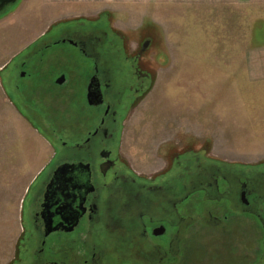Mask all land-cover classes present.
I'll use <instances>...</instances> for the list:
<instances>
[{
    "label": "rangeland",
    "instance_id": "374dc122",
    "mask_svg": "<svg viewBox=\"0 0 264 264\" xmlns=\"http://www.w3.org/2000/svg\"><path fill=\"white\" fill-rule=\"evenodd\" d=\"M197 4L204 6L197 9L198 18L193 26L192 19L187 23V19L184 22L176 18L187 9L176 0H17L0 13V264L20 262L23 243H26L24 237L33 233L28 231L27 221L32 216L29 209L32 194L25 197L59 161L56 152L62 148L61 142H65L59 128L37 129L41 139L50 142L49 145L42 143L39 149L32 133L25 131L24 134L11 123L12 114L20 116L15 90L18 77L29 74L22 69L21 61L26 54L33 58L34 47L42 46L54 34L73 25L60 24L76 23L74 27L86 33L105 31L107 40L117 43L118 52L114 54L110 50L112 55H105L106 60L109 57L113 79H129L130 60L134 59L140 70L151 76L145 94L131 106L122 131L119 152L133 170L145 173L160 166L157 156L177 153L184 154L186 170H194L198 165H226L232 169H241V166L251 171L264 168V80L252 81L244 74L237 77L241 67L235 66L232 67L234 74L229 66L215 67L217 72L211 78L203 67L178 66L182 45L186 42L200 45L198 51L195 46L191 51L188 48L189 56L236 59L247 53L252 58L264 57V2L250 3L243 10H228L217 2ZM241 13L243 25L240 24ZM228 14L234 16L233 19ZM237 16L239 22L235 24ZM200 18L203 23L198 26ZM56 23L59 25L54 26ZM61 50L66 48L41 47L37 58L42 64L37 73L54 83L63 74V85H53V89L69 98L71 88L83 91L73 65L79 56H73L70 62L55 57L54 53ZM45 95L47 103L49 95ZM23 108L30 117L38 116L26 102ZM50 148H54L52 157L47 156L46 165L23 195L19 209L12 207L5 213L2 198L10 199L12 195L2 192L7 182L15 178V167L31 157H38V153L46 157L52 153ZM253 223L250 221V225ZM253 228L248 233V263L256 264L255 260H261L260 264H264L258 243L261 232L255 224ZM216 235L208 248L201 249L191 259L198 263L189 264L240 262L239 256L228 250L226 239Z\"/></svg>",
    "mask_w": 264,
    "mask_h": 264
},
{
    "label": "flooded vegetation",
    "instance_id": "af4514ba",
    "mask_svg": "<svg viewBox=\"0 0 264 264\" xmlns=\"http://www.w3.org/2000/svg\"><path fill=\"white\" fill-rule=\"evenodd\" d=\"M67 24L73 25L36 46L37 50L34 47L33 58L26 54L20 65L29 74H21L15 86L20 116L37 129L59 128L65 137L56 152L59 161L25 197L32 194V216L27 221L33 233L24 237L20 262L198 263L191 259L219 234L231 254L239 256L240 262L234 264H249L248 233L253 224L261 232L259 251L264 254V168L198 165L186 170L184 154L177 153L157 156L160 166L145 173L133 170L119 152L122 131L131 106L145 94L151 76L134 59L129 79H113L105 55L117 53V43L108 41L105 31L86 33L72 22L60 25ZM57 46L66 50L54 53L55 57L70 62L79 56L73 65L83 91L73 87L69 98L53 89V85H63V74L54 83L37 73L41 47ZM25 102L38 116L26 113ZM46 209L55 228L48 235L42 218Z\"/></svg>",
    "mask_w": 264,
    "mask_h": 264
},
{
    "label": "crops",
    "instance_id": "0c3cea01",
    "mask_svg": "<svg viewBox=\"0 0 264 264\" xmlns=\"http://www.w3.org/2000/svg\"><path fill=\"white\" fill-rule=\"evenodd\" d=\"M175 1V0H174ZM178 3H182L183 6H186L185 8L186 11H184L183 15L177 14L176 18H182L185 22V20L187 21V23L189 22V20L192 19V26L195 25V19L196 17L198 18V13H197V9L203 7L204 5H198L197 3H203V2H217L222 4L221 7H226L229 8L228 10H230L231 8H234V10H238L239 8H241L243 10V8L246 6H249L250 3H256L258 1L260 2H264V0H176ZM192 8V9H191ZM245 9V8H244ZM231 12V11H230ZM228 17L232 18L234 16H231L230 14H228ZM248 17V15H247ZM199 20V19H198ZM179 20H177V24ZM235 24L236 22H239V17L237 16V18H234L233 21ZM203 22H201V18L199 21L198 26H200ZM240 24L243 25V14L241 13L240 15ZM247 27L248 24L246 23L245 26V33H247ZM194 31V33H196V30H191ZM192 46H195L193 43H187L185 45H182V56L178 58V66L180 67H187V66H192V67H200L199 69H201V67L207 69V71H205V73H207L208 75H210L212 77H215V74L217 72V69L215 67H227L229 66L232 74H234V70L232 67H241L240 69V73L237 74L238 76H243V74L246 76V78H250L252 81H262L264 80V78H260L259 76H264V57L262 58H252L249 57L246 53L245 57H238L236 59L233 58H223V57H219V58H211V57H198L197 54L196 55H191L189 56V51H191ZM196 47V49H195ZM193 49H195L196 51H198L200 49V45L199 42L198 44L195 46ZM189 48V51L187 50ZM237 49V48H236ZM239 50V49H237ZM243 50V47H240V51ZM188 51V52H187ZM195 51V52H196ZM200 52V51H199ZM250 66L252 68H250ZM233 70V71H232ZM204 72V71H203ZM215 80V78H214ZM13 115V121L11 120V123L13 125L16 126V130L22 132L25 134V131L28 133H32V137L35 138L36 143L39 146V149L42 145V143H47L49 145V141L46 142L45 139H41L38 130L36 127H34L32 124H30L28 121H26L25 119H23L21 116L18 115ZM51 147H53L50 144ZM51 152L54 151V148H50ZM54 152H52L49 155H46V157H41L39 155V153L37 154L38 157H31V159L29 161L26 162L22 161V165L20 167H15V178L13 179V181L11 183L7 182V186H5V190L2 193H9L12 196L10 197V199L7 197L5 199L2 198V205L5 207V213H7L10 208L12 209V207L14 209H19V203L21 201V199L23 198V195L25 194V192L27 191L28 187L37 179L38 175H40V169H42L45 165H46V161H47V156L52 157ZM23 158V157H22ZM28 158V157H27ZM27 163V164H26ZM1 168V166H0ZM4 168V166H3ZM28 172V173H27ZM4 183V182H3ZM14 202V203H13ZM12 205V206H11ZM7 206V208H6ZM11 206V207H10ZM9 207V208H8Z\"/></svg>",
    "mask_w": 264,
    "mask_h": 264
},
{
    "label": "water",
    "instance_id": "95a60500",
    "mask_svg": "<svg viewBox=\"0 0 264 264\" xmlns=\"http://www.w3.org/2000/svg\"><path fill=\"white\" fill-rule=\"evenodd\" d=\"M16 2L17 0H0V13L4 12L8 6L13 5ZM62 81L63 79L61 78L60 80H58V83H61ZM61 169H65V167ZM62 209L65 211L66 208H62ZM42 218L45 219V227L47 229L45 231V235H48L55 230V228L51 227L52 216L48 209L44 210V213H42Z\"/></svg>",
    "mask_w": 264,
    "mask_h": 264
}]
</instances>
